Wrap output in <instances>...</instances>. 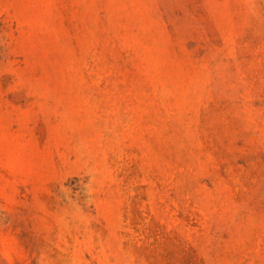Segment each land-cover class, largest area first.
<instances>
[{
	"label": "rangeland",
	"instance_id": "374dc122",
	"mask_svg": "<svg viewBox=\"0 0 264 264\" xmlns=\"http://www.w3.org/2000/svg\"><path fill=\"white\" fill-rule=\"evenodd\" d=\"M0 264H264V0H0Z\"/></svg>",
	"mask_w": 264,
	"mask_h": 264
}]
</instances>
